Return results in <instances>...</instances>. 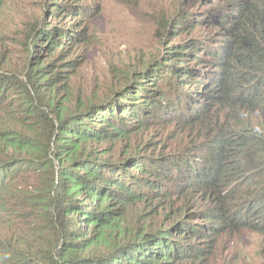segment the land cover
<instances>
[{"label": "trees", "instance_id": "1", "mask_svg": "<svg viewBox=\"0 0 264 264\" xmlns=\"http://www.w3.org/2000/svg\"><path fill=\"white\" fill-rule=\"evenodd\" d=\"M233 1L234 10L227 12L229 38L210 50V61L218 67L214 79L203 84L205 95H195L202 107L188 106L196 108L188 120L215 133L197 151L160 156L159 150L116 166L117 160L102 158L90 144L143 128L161 116L167 96V105L179 111L180 101L160 82L153 89L140 84L123 91L137 93L140 103H117L121 94L94 104L72 95V75L64 67L47 70L37 62L23 80L0 66V227L8 226L0 232V264H216L209 248L184 243L189 233L206 237L209 244L227 231L264 235V0ZM44 34L50 45L42 48L52 51L63 44L55 31ZM31 35L30 46L36 47L43 33L35 29ZM182 47L165 52L169 68H156L144 78L160 81L166 74L167 86L179 90L172 77L180 82L187 71H195L178 62L179 53L187 52ZM38 52L32 49L27 66L39 59ZM203 59L198 56L199 64ZM175 170L182 178L172 187L164 181ZM149 175L158 177L154 188L148 186L153 183ZM190 189L204 192L212 204L208 208L215 221L204 232L177 219L175 231L172 225L140 230L126 221L129 208L161 196L171 203L177 192L180 197ZM180 198L181 207L199 205L188 196Z\"/></svg>", "mask_w": 264, "mask_h": 264}, {"label": "rangeland", "instance_id": "2", "mask_svg": "<svg viewBox=\"0 0 264 264\" xmlns=\"http://www.w3.org/2000/svg\"><path fill=\"white\" fill-rule=\"evenodd\" d=\"M3 1L0 12V66L9 72H16L19 78L26 80L25 72L39 62L47 70L49 67L53 70L66 68L72 75L68 81L70 87L67 86L71 88L72 95L94 104L109 103L124 94L125 89L135 91V86L140 84L157 88L159 82L167 92L172 91L173 100L180 101V110L175 112L167 105V96L161 104V116L152 117L143 128L108 142L90 143L102 158L117 160L119 165L116 166H122L135 158L157 154L159 150L160 156L197 151L203 149V144L214 136L210 127L188 120V116L196 112L193 107H202L195 95L202 93L203 84L209 85L215 76L218 67L210 61V50L213 46L224 45L229 38V28L226 26L229 27L230 15L227 12L234 10L233 0ZM35 29L43 36L36 47H31V33ZM52 31L63 44L58 42L57 49L50 51L41 45H50V37L44 33ZM27 34H30L29 37ZM66 34L68 36L65 37ZM178 45L187 51L179 53L181 61L178 62L190 64L195 69L187 71L185 79L180 82L176 81L175 76L171 79L182 89L176 92H181L183 99L175 88L163 81L167 79L165 73L160 81L152 79L154 77L144 78L156 68H161V72L169 68L167 63L171 60L165 52ZM27 46L30 49H26ZM32 49L39 50V59L27 66ZM198 56L205 58L203 63L199 64ZM67 60H73V65H68ZM64 88L60 89L61 93ZM139 97L137 93H126L117 103L124 100L129 106L133 101L142 102ZM190 103L192 109L188 107ZM133 116H128L131 121H134ZM170 173L171 180L164 182L175 187L182 176L179 177L177 170ZM140 177L146 180V175ZM148 178L153 180L148 186L154 188V181L158 177L149 175ZM190 190L180 192V197L188 196L191 204L199 203L192 210V205L181 207L184 202L177 192L172 196L171 203L165 201L168 197L161 196L157 200L151 199L145 206L139 204L129 208L126 221L140 230L168 229L172 225V231H175L176 219L179 223H194V226L203 224L202 220L208 222V216L199 212L204 209L203 204L206 206L210 202L209 197L204 192ZM6 227L1 226L0 232ZM227 236L233 238L227 240ZM212 241V244L207 243L212 263L264 264V235L261 232L249 229H241L237 233L227 231ZM189 242L193 243L194 240ZM178 264H200V261L184 260Z\"/></svg>", "mask_w": 264, "mask_h": 264}, {"label": "clouds", "instance_id": "3", "mask_svg": "<svg viewBox=\"0 0 264 264\" xmlns=\"http://www.w3.org/2000/svg\"><path fill=\"white\" fill-rule=\"evenodd\" d=\"M207 204H209V205L204 206L205 204H203L202 207L204 209L201 210V212H199V214L203 215V213H206V216H208V222H204V220H202L201 222L203 224H200L199 226H194V223H192V224L188 223L186 227L190 226V228L193 227V229L194 228H196L198 230L200 229V230H202L204 232L207 229V227H210L211 225L214 224L215 220L212 218V212H209L210 209L208 208V207L212 206V204H210V203H207ZM203 216H205V215H203ZM180 224H182V223H179V225ZM189 234H190V237L187 240H185L187 242L184 241V243H187V245L191 244V245L194 246V248H205V247H207V245H208L207 243H209V239H207L204 236H200V234H198V233H196L194 231H193V233H189ZM231 238H233V237L229 236L227 238V240H230ZM189 240H194V242L191 243V242H189ZM207 252H209L208 249H207ZM210 255H211V253H209V257H210Z\"/></svg>", "mask_w": 264, "mask_h": 264}]
</instances>
